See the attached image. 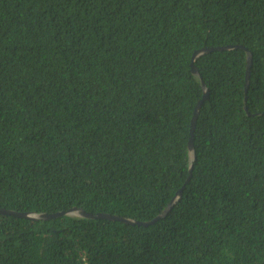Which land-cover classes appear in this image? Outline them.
Listing matches in <instances>:
<instances>
[{"label": "trees", "instance_id": "16d2710c", "mask_svg": "<svg viewBox=\"0 0 264 264\" xmlns=\"http://www.w3.org/2000/svg\"><path fill=\"white\" fill-rule=\"evenodd\" d=\"M73 207L164 216L0 214V264H264V0H0V208Z\"/></svg>", "mask_w": 264, "mask_h": 264}, {"label": "water", "instance_id": "95a60500", "mask_svg": "<svg viewBox=\"0 0 264 264\" xmlns=\"http://www.w3.org/2000/svg\"><path fill=\"white\" fill-rule=\"evenodd\" d=\"M235 48L245 49L243 46H240V45H227V46L218 47V48H203V49L197 50L193 53L192 62H191V70H192V73L199 76V78L201 80V84H202L203 92H204V96H203L204 99L207 97L208 91L205 88L204 82L202 81L201 76L199 75L197 69L194 67L193 62L196 60V58L198 56H200L201 54H204L205 52H208L211 50H223V49L230 50V49H235ZM245 51H246L247 63H248L247 64V71H246V87H245V90L247 91V82H248V76H249L248 73H249V67L251 65V52L248 51L247 49H245ZM199 104H201V102ZM245 109H246V107H245ZM197 112H198V106L196 107L194 114H193V117L191 119L190 136H189V141H188V150H189V155L191 158V164L189 166L190 171L192 169V161L195 160V153H194V147H193V138H194L193 132H194V128H195ZM179 195H180V192L177 194V196H179ZM0 214L12 215V216L22 217V218H26V219H31V220H39V219L48 220V219L59 217L62 215H69V216H78V217L90 218V219L105 218V219H109V220H117V221H121L124 223L138 224V225H148V224L152 223L153 221L164 216V214H161L151 221L140 222V221H133V220H130V219L118 216V215L86 212L82 208H77V207L70 208L67 211L54 212V213L16 212V211L5 209V208H0Z\"/></svg>", "mask_w": 264, "mask_h": 264}]
</instances>
